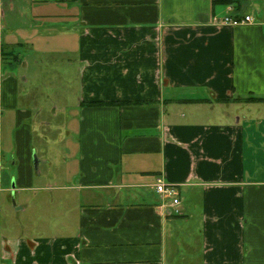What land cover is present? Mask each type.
Masks as SVG:
<instances>
[{"label":"crops","instance_id":"obj_1","mask_svg":"<svg viewBox=\"0 0 264 264\" xmlns=\"http://www.w3.org/2000/svg\"><path fill=\"white\" fill-rule=\"evenodd\" d=\"M0 264H264V0H0Z\"/></svg>","mask_w":264,"mask_h":264},{"label":"built area","instance_id":"obj_2","mask_svg":"<svg viewBox=\"0 0 264 264\" xmlns=\"http://www.w3.org/2000/svg\"><path fill=\"white\" fill-rule=\"evenodd\" d=\"M252 22L253 18L247 15L239 17L226 16L224 19H222L221 24L238 27L251 24ZM155 190L161 197V200L163 202L162 207L164 209L168 207L172 213L179 212L177 208L181 204V200L178 194L179 191L176 188L166 185L162 180H158L157 185L155 186Z\"/></svg>","mask_w":264,"mask_h":264},{"label":"rangeland","instance_id":"obj_3","mask_svg":"<svg viewBox=\"0 0 264 264\" xmlns=\"http://www.w3.org/2000/svg\"><path fill=\"white\" fill-rule=\"evenodd\" d=\"M48 172V173H51L53 176H55L56 174H60V173H57L58 172V170L56 169V168H49V169H45V168H43L42 169V172ZM46 180V175H44L42 178H41V180H40V183L42 184V185H44V181ZM55 185H57V183H53L52 181H50V182H48L47 183V187H54ZM42 194H46L47 196L48 195H50L51 193H49V192H41ZM47 200L48 199H45V201H44V205H46V203H47ZM52 202V200L50 199L49 200V202ZM38 201L36 200V201H34L33 202V205H32V211H31V213H30V216L28 217L27 215H23V218L25 219V218H27V220L31 223L32 222V224H34V223H38L39 224V222H38V220H39V210L41 209V208H39V205H38V203H37ZM42 202V201H41ZM51 202L49 203L50 204V206H48V207H45V208H43L44 209V211H46V218H43L42 220H44L43 222V224H51V223H48V222H52V220H53V218H52V205H51ZM14 204H17V202L14 200V202H13ZM51 215V216H50ZM8 220V219H7Z\"/></svg>","mask_w":264,"mask_h":264}]
</instances>
